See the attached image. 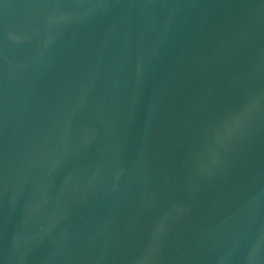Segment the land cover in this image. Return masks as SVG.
Here are the masks:
<instances>
[{
    "label": "water",
    "instance_id": "obj_1",
    "mask_svg": "<svg viewBox=\"0 0 264 264\" xmlns=\"http://www.w3.org/2000/svg\"><path fill=\"white\" fill-rule=\"evenodd\" d=\"M0 264H264V0H0Z\"/></svg>",
    "mask_w": 264,
    "mask_h": 264
}]
</instances>
